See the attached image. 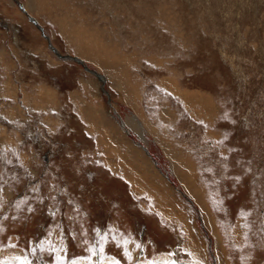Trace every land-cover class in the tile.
<instances>
[{"label": "rangeland", "instance_id": "374dc122", "mask_svg": "<svg viewBox=\"0 0 264 264\" xmlns=\"http://www.w3.org/2000/svg\"><path fill=\"white\" fill-rule=\"evenodd\" d=\"M74 263L264 264V0H0V264Z\"/></svg>", "mask_w": 264, "mask_h": 264}, {"label": "bare ground", "instance_id": "6f19581e", "mask_svg": "<svg viewBox=\"0 0 264 264\" xmlns=\"http://www.w3.org/2000/svg\"><path fill=\"white\" fill-rule=\"evenodd\" d=\"M21 9H22V7H21ZM22 11H23V9H22ZM29 19H30V21H32L33 23H34V25H36L37 26V28L40 30V31H42V28L41 27H39L38 25H37V23L35 22V20L32 18V17H29ZM44 37L47 39V41H48V43H49V45L51 46V47H53L52 46V44L50 43V41H49V39H48V37L47 36H45L44 35ZM95 47V46H94ZM53 49L56 51V52H58L54 47H53ZM96 52V51H95ZM59 53V52H58ZM97 53V52H96ZM60 54V53H59ZM61 55V54H60ZM96 55H100V53H98V54H96ZM70 57V58H69ZM100 57V56H99ZM71 58H73V59H71ZM61 59H63V60H74L75 62H77V61H79L80 62V64H82L83 66H85V70L86 71H89V72H91V73H95L94 72V70L93 69H89L85 64H83V62L81 61V60H79L77 57H74V56H69V55H64V57L63 58H61ZM77 60V61H76ZM78 63V62H77ZM95 74H97V73H95ZM98 75V79H100V80H103V78H104V76H102L101 74H97ZM135 151V150H134ZM190 186V185H189ZM191 187V186H190ZM193 187V186H192ZM193 190H195L194 188H193ZM195 194H196V192H195ZM9 255V254H8ZM2 257H3V255H2ZM4 257H6L5 255H4ZM22 260V259H21ZM75 264V263H74ZM77 264V263H76Z\"/></svg>", "mask_w": 264, "mask_h": 264}, {"label": "water", "instance_id": "95a60500", "mask_svg": "<svg viewBox=\"0 0 264 264\" xmlns=\"http://www.w3.org/2000/svg\"><path fill=\"white\" fill-rule=\"evenodd\" d=\"M44 37V36H43ZM48 44V47L50 48V50L52 51V53L56 56V57H58V58H63L64 57V55H60L58 52H56L54 49H53V47H51L50 45H49V43H47ZM70 58V57H69ZM71 59H73V58H71ZM77 61V60H76ZM78 63H80L79 61H77ZM83 66V65H82ZM84 68H85V66H83Z\"/></svg>", "mask_w": 264, "mask_h": 264}]
</instances>
